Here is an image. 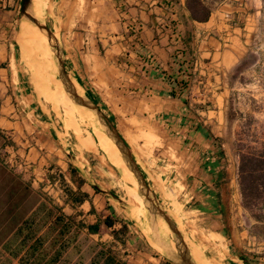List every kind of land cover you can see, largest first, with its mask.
<instances>
[{
  "label": "crops",
  "instance_id": "0c3cea01",
  "mask_svg": "<svg viewBox=\"0 0 264 264\" xmlns=\"http://www.w3.org/2000/svg\"><path fill=\"white\" fill-rule=\"evenodd\" d=\"M60 1L63 23L60 25L56 20L54 27L47 25L61 40L70 76L79 80L86 92L94 94L113 117L124 113L130 125L133 124L131 127L142 128L150 134L152 131L156 150H163L159 163H153L147 156L148 151L130 146L162 205L172 207L178 217L182 216L181 206L172 192L177 187L197 201H203V206H210L200 187L217 186L222 171L211 175L203 170L200 154L195 153V149L199 150L195 143L202 144L204 138L187 136L189 127L180 118L195 116L193 107L197 105L194 103L204 104L207 98L215 103L223 95L219 91L223 89L221 84L226 85L227 72L238 56L234 42L241 41L235 34L245 30L226 19V8L239 0H203L211 9L207 22L191 18L186 0H69L67 5L65 0ZM20 10L21 0H0V251H22L19 257L27 251L19 229L27 220H34L35 226L40 222L38 213L45 201L42 191L46 190V179L41 176L46 177L48 171L60 170L70 188L71 200L52 201L54 207L78 225L85 223V232L96 235L88 231V226L95 224L101 232L108 218L101 214L102 195H108L87 177L82 159L67 149L71 145L69 129L78 138L74 149L81 156L99 152V129L94 123L85 122L80 112L81 117L78 116L67 93L61 98L70 103L60 98L57 105L51 99L57 108L65 109L66 130L53 114L32 99L17 58ZM19 40L24 50L25 38L20 35ZM170 77L185 81V87L171 84ZM172 91L176 92L175 98L169 96ZM208 92L213 96L209 97ZM198 107L204 113L212 112L201 105ZM84 115L90 120L88 113ZM200 121L209 128L203 119ZM129 138L136 143L135 135ZM147 140L153 142L150 138ZM141 164L150 167L148 171ZM16 178L27 191L26 199L20 204L13 201V188L8 185ZM24 205L27 214L17 217L16 210ZM86 218L94 220L87 224L83 221ZM128 225L125 221L122 228L128 230ZM141 237L146 248L139 251L149 256L148 239L144 234ZM210 238L219 245L224 240L214 232ZM223 254L228 256L226 252ZM12 261L10 264H20L19 259L12 258Z\"/></svg>",
  "mask_w": 264,
  "mask_h": 264
},
{
  "label": "rangeland",
  "instance_id": "374dc122",
  "mask_svg": "<svg viewBox=\"0 0 264 264\" xmlns=\"http://www.w3.org/2000/svg\"><path fill=\"white\" fill-rule=\"evenodd\" d=\"M43 1L40 0L35 5L36 10L42 5ZM63 2L69 3V0ZM42 6L45 10L44 21L49 26L54 27L56 20L60 25L63 23L64 11L60 0H46V3ZM226 9H228L226 19L245 28L244 32L238 31L235 34V36L241 38L238 43L234 42V51L235 49L238 50L236 53L238 56L233 59L234 64L227 72L226 85L221 84L223 89L219 91H222L223 95H219L218 101L215 103L209 102L207 98L204 104L193 102L194 105H197L193 107L196 119H203L207 123L206 125L212 133L220 139L221 142L218 143V146H222L225 153L222 177L219 178L217 184L221 196V209L214 216L209 210H205L208 206H203V201H197L196 197L192 198L190 195H186L185 192L179 191L177 187H173L172 192L181 206L182 216L178 217L172 207H165V209L169 216L179 224L186 245L206 256L211 262L217 264H264V225L257 223L252 215L243 208L238 176L239 145L252 144L260 146L261 143H264V0H239L231 8L227 7ZM31 29L34 32L36 30ZM19 34L18 29L17 58L27 90L33 96L32 99H36L48 113L53 114V118L55 116L60 126L66 130L67 127L64 122L65 109L61 106L57 108L53 104L51 101L52 95L49 91V88H54L57 82L60 81L57 66L56 69L51 66L47 71H40L33 58L24 53ZM71 77L78 86L82 87L79 80L73 75ZM211 95L213 96V93L208 92V96L211 97ZM61 99L64 103L69 102L65 98ZM199 105L205 107L207 111L212 110V112L204 113L201 109L199 110ZM75 110L78 116L81 117L79 114L81 111L77 108ZM104 110L116 123L119 131L123 132L124 137H122L129 146L142 148L144 151L146 150V153L148 151V155H146L149 156L150 160L153 159L151 160L153 163H159L158 158L163 150H156L157 144L154 142V136L151 135L152 131L150 134L142 128L131 127L133 124L130 125L131 123L128 117L124 116V113H118V116L113 117L111 111ZM84 120H86L85 122L94 123L88 117H85ZM67 130L70 134L68 137L71 144L67 149L70 150L73 156L82 159L83 164L86 166L82 169L87 177L100 189L114 193L127 206L131 204V206L136 207V198L137 196L140 197L135 189V184L126 179V176L109 159L100 145L99 152L86 153L81 156L74 149L78 140L77 136L71 130ZM129 133L130 136L135 135L137 137L136 143L130 140ZM146 137L153 142L149 143ZM9 140L11 142V138ZM119 159H121V153ZM137 160L141 162V160ZM161 163L164 164L165 162ZM6 164L4 165L7 166ZM141 165L147 171L150 168ZM44 175L41 178L46 179V190L42 191V198L45 201L42 202L38 213L41 218L38 225H36V229L46 237L48 247L49 239L53 235L50 233L51 224H49L52 220H49L47 216L48 210L54 208L52 201L59 203L58 200L63 201V198L71 200V198L70 188L60 170H54L52 173L48 171L46 172L47 176ZM30 181H33V179ZM8 185L13 188V201L19 204L22 203L27 196V191L22 188L23 182L16 178L10 180ZM203 197H205L204 194ZM102 199L104 200V210L101 214L115 222V227L110 229L104 225L99 234L90 235L84 231L86 224L80 222L81 234L75 242L70 239L66 240L69 241V248L66 250L69 252L63 257L60 264H93L94 261L100 264L97 254L102 250H111L118 259L126 264H172L160 254L157 248L149 243L150 250L148 252H150V255H142L143 251L139 250H142V247L146 248V245L141 237L143 232L139 223L116 200L103 195ZM62 208H65V206H62ZM67 211L69 212V209ZM16 214L20 218L25 216L27 214L25 205L16 210ZM140 216L143 221L144 212L136 215V217ZM91 220L94 219L86 218L83 221L89 224ZM125 221L129 224L128 230L122 228ZM160 227L172 239L166 223L163 222ZM114 231L116 234H114ZM213 232L223 236L224 240L220 242L221 245H219V242L211 240L210 235ZM135 237H139V240H134ZM140 238L143 242L140 241ZM8 252H11V254L8 255ZM17 252L20 251H0V264L13 262L12 253L16 254ZM223 252L228 253V256H225Z\"/></svg>",
  "mask_w": 264,
  "mask_h": 264
},
{
  "label": "trees",
  "instance_id": "16d2710c",
  "mask_svg": "<svg viewBox=\"0 0 264 264\" xmlns=\"http://www.w3.org/2000/svg\"><path fill=\"white\" fill-rule=\"evenodd\" d=\"M187 8L191 14V18L198 22H207L211 16V9L203 0H186ZM171 84L177 85L183 89L186 85L185 81L178 82L177 78L170 77ZM87 94L104 110L103 104L95 97L94 94ZM170 97L175 98L176 92L172 91ZM186 108L189 109L187 100H183ZM186 109V111H187ZM109 116V114H107ZM112 120V118L109 116ZM181 123L188 125L189 132L187 136L194 139L201 137L202 144H197L199 150L195 149V153L200 154L201 167L206 173L216 175L222 171V163L225 159V153L222 146H218L220 139L215 137L212 131L207 128L202 121L196 117L182 116ZM116 125V123L112 120ZM187 139V137H186ZM188 145V144H186ZM239 187L242 198V206L248 211L255 221L264 225V143L260 146L239 145ZM83 181L80 184L82 186ZM200 190H204V196L210 206L205 210H209L212 214H217L221 209V196L217 186H201ZM47 216L51 221L50 233L53 234L49 239V246L46 245V237L36 229L34 220L25 221L19 229V235L27 247L23 256H18L20 252L14 254L13 259H19L20 264H60L63 257L67 254L69 241L75 242L81 234L80 225L76 224L75 220L67 217L58 207L48 210ZM104 224L108 228L114 227V222L106 218ZM88 231L91 234H97L100 231V226L89 225ZM114 234L115 231H114ZM98 259L100 264H126L116 257L111 250L99 251ZM93 264H98L93 262Z\"/></svg>",
  "mask_w": 264,
  "mask_h": 264
},
{
  "label": "water",
  "instance_id": "95a60500",
  "mask_svg": "<svg viewBox=\"0 0 264 264\" xmlns=\"http://www.w3.org/2000/svg\"><path fill=\"white\" fill-rule=\"evenodd\" d=\"M24 27L36 29L39 33L46 37L49 48L53 53V57L57 65L59 80L68 97L78 110L86 114H91V119L95 125L99 126L120 150L125 164L133 174L135 189L142 199V207L145 213L143 220L144 223L141 217L133 218L137 223H139L143 234L147 239L149 237L158 246L160 254L168 262L172 264H196L191 258L183 234L177 227L174 220L169 216L155 192L152 190L149 182L146 180L142 172V169L138 165L130 146L122 137L118 127L112 122L100 106L87 94L84 88L78 86L76 82L74 83L72 81V77L67 71L66 56L61 40L49 28L47 23L38 16L35 8V0H21L19 36L21 35ZM101 191L116 200L123 207V209L129 212L132 216L129 206L114 195V193L105 190ZM161 220L166 223L172 239L168 237V234L161 230L159 224Z\"/></svg>",
  "mask_w": 264,
  "mask_h": 264
},
{
  "label": "bare ground",
  "instance_id": "6f19581e",
  "mask_svg": "<svg viewBox=\"0 0 264 264\" xmlns=\"http://www.w3.org/2000/svg\"><path fill=\"white\" fill-rule=\"evenodd\" d=\"M38 2V0H35V5ZM46 3V0L43 1L42 5ZM40 6L36 12L40 18L44 20V15H45V10L43 9V6ZM54 34L57 36L56 32L53 31ZM21 35L25 38L24 42V53H27L28 56L33 58V61L35 64H37V67L40 69V71H47L50 69L49 67L52 66V68H56L57 65H55V59L53 57V53L49 48L48 41L44 35L39 33L38 31L35 30V32L29 28V27H24L22 29ZM31 46V49H30ZM40 74V72H38ZM72 81L75 83L74 79ZM42 82V81H41ZM57 84L54 88H49V91L52 95V98L54 99V102L58 105L60 103V98L61 95L65 96V90L61 84V82H57ZM56 105V106H57ZM82 117H86L83 112H81ZM90 117L91 114L89 113ZM84 119V118H83ZM97 126V125H96ZM98 127L99 131V145L100 147L108 154L109 159L120 169L123 175L126 176V179L129 182H132L135 184V180L133 177L132 172L129 170L127 165L125 164L122 154H121V159L120 158V153L118 147L112 142V140L102 131V129ZM140 197V196H139ZM135 198V197H134ZM141 200V201H140ZM127 202V201H126ZM141 198H136V202L134 206H131V204L128 206L131 209L132 216L136 218V215L139 213L141 214L144 209L142 210L141 208ZM138 211V212H137ZM145 216V213H144ZM148 242L155 248L159 249L158 246L148 237ZM189 249V253L191 255V258L196 264H217L215 262H211L206 256L201 255L198 251L194 250L193 248H190L187 246ZM193 254H192V253ZM194 255V256H193Z\"/></svg>",
  "mask_w": 264,
  "mask_h": 264
}]
</instances>
